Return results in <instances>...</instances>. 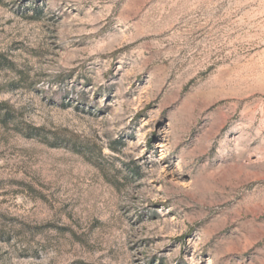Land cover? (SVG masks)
Listing matches in <instances>:
<instances>
[{
    "label": "rangeland",
    "instance_id": "374dc122",
    "mask_svg": "<svg viewBox=\"0 0 264 264\" xmlns=\"http://www.w3.org/2000/svg\"><path fill=\"white\" fill-rule=\"evenodd\" d=\"M0 264H264V0H0Z\"/></svg>",
    "mask_w": 264,
    "mask_h": 264
},
{
    "label": "trees",
    "instance_id": "16d2710c",
    "mask_svg": "<svg viewBox=\"0 0 264 264\" xmlns=\"http://www.w3.org/2000/svg\"><path fill=\"white\" fill-rule=\"evenodd\" d=\"M28 136L30 135V134H27Z\"/></svg>",
    "mask_w": 264,
    "mask_h": 264
}]
</instances>
